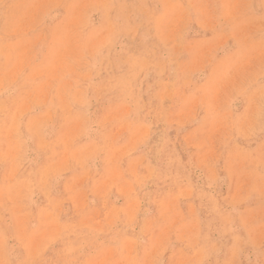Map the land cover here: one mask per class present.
I'll return each mask as SVG.
<instances>
[{
	"label": "rangeland",
	"instance_id": "1",
	"mask_svg": "<svg viewBox=\"0 0 264 264\" xmlns=\"http://www.w3.org/2000/svg\"><path fill=\"white\" fill-rule=\"evenodd\" d=\"M0 264H264V0H0Z\"/></svg>",
	"mask_w": 264,
	"mask_h": 264
}]
</instances>
